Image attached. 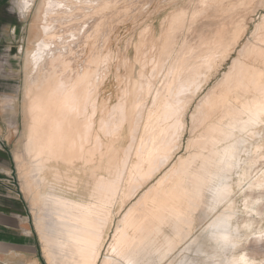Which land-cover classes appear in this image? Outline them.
<instances>
[{
  "label": "rangeland",
  "instance_id": "obj_1",
  "mask_svg": "<svg viewBox=\"0 0 264 264\" xmlns=\"http://www.w3.org/2000/svg\"><path fill=\"white\" fill-rule=\"evenodd\" d=\"M34 1L27 9L25 18L21 19L17 0H0V122L5 127V133L0 139H7L6 146L13 157L14 172L9 177L13 188L26 200L33 227H36V219L41 217L35 198L56 194L65 197V200L72 198L93 202L96 199L102 202L98 205L100 209L97 206L95 210L98 214L95 218H99L104 225L100 233L103 237L102 244L98 248L88 244L89 248H93H86V251L90 250L89 253L94 252L93 255L100 250V259L96 264H102L109 254L120 220L127 211L137 208V214L134 215L136 218L133 220L137 229L133 231L132 246L144 252L146 247H152L156 239L155 230L163 221V216L144 213L149 205L151 208L153 194V202L160 200V197H166L165 200L170 196L174 197L172 194L177 192L176 187L180 189L178 177L182 175L181 169H186L188 165V171L183 172L191 173L185 177V183L189 181L187 185H190L192 178H195L192 177V170H196L200 162H184L185 158L190 153L201 151L199 148L210 146L213 140L211 135L216 130L213 127L220 120L222 123L236 114L237 108L246 105L252 96L246 95L227 104L222 103L219 98L222 90L232 84L234 86L238 77L247 72L248 68L258 74L264 70V0H93L89 7L85 5L90 10L89 15L88 9L79 8L78 3L74 5V13H68L64 20L62 17L66 14H58V17L55 12L56 16L49 14L55 11L53 1L49 5H43L44 0ZM59 15L62 16V29L59 26ZM45 18L50 20L49 23ZM63 23L66 27H63ZM80 23L89 24H82L85 26L83 29ZM54 25L59 26L62 31L59 32ZM67 25L71 32L63 30L68 29ZM47 27L57 31V34L50 30L52 34L45 39L47 43L44 44L39 36ZM78 29H82L83 34ZM255 30L257 34L254 33ZM79 33L82 35L79 36ZM69 34H72L71 38ZM61 36L64 39L61 44L65 54L62 53L57 66H48L49 58L41 60L39 51L42 46L50 47L49 45L57 43V39L62 42ZM51 37L57 39L52 38L50 41ZM66 48L69 49L68 52ZM33 56L34 70L28 63V57ZM252 66L256 69L251 68ZM48 67L67 70H63L65 75L74 76L72 79L69 77L72 81L64 76L66 84L62 86L61 94L74 124H80V131L72 136L62 129L58 121L49 123L47 127L53 135L52 146L57 152H63L64 161L53 158L45 165L34 159L27 150L25 92L26 87L35 80L34 77L39 76L40 84L45 82ZM41 69H44L42 73ZM63 71L58 74L63 76ZM182 79L187 82L184 83ZM243 81L241 80V84ZM261 85L257 89L258 94L259 91L260 94L264 91L260 89L264 88ZM180 86L186 87L183 90ZM232 90L231 94L235 97L242 95H239V87H232ZM184 94L181 104L176 103ZM174 103L176 107L172 106ZM168 126L172 127L174 135H171ZM262 134L264 135V129ZM155 137H158L157 141H154ZM258 141L260 139L257 137L252 142ZM223 142L220 141V144ZM262 143L264 144V139ZM150 146L161 151L158 157L161 156L163 162L155 161L149 167L144 162V156ZM241 158L245 159L244 154ZM180 161H183L181 166ZM187 162L188 164H184ZM114 165V172L111 173L108 168ZM262 171L264 160L252 167L249 180H243L242 185L246 186ZM237 181L238 178L234 182V200L237 210L242 214L246 204V189L241 191ZM222 210V206L212 209L201 222L184 218L177 224V241L166 258L160 260L154 257L150 264H174L187 255L194 257V251L202 248L208 239L206 227L214 215ZM140 216L147 219L143 222ZM239 220L242 224L248 219L243 215ZM254 221V229L257 227L258 230L259 226L264 231V220ZM36 240L41 264H48L38 233ZM245 248L256 260L264 259V242L257 243L252 239ZM92 260H89L91 264Z\"/></svg>",
  "mask_w": 264,
  "mask_h": 264
},
{
  "label": "bare ground",
  "instance_id": "obj_2",
  "mask_svg": "<svg viewBox=\"0 0 264 264\" xmlns=\"http://www.w3.org/2000/svg\"><path fill=\"white\" fill-rule=\"evenodd\" d=\"M51 1H53V8H55V11L53 10L52 12L51 11L52 9H51L50 10L51 12H49V14L56 13L57 17H58V14H61L62 16L63 14H66L63 17L61 16L63 20L65 19L64 17L68 15V13L71 15V12H73L74 10L73 8H75L74 5L78 3L80 5L79 8L86 9V10L88 9L87 12L89 15L90 10L89 8H85V5L86 7L87 5L89 7V4L90 3L93 4L94 2L93 0H44L43 5L46 3H48L49 5ZM99 1L104 2L103 0H96L95 2H99ZM34 2H35L34 0H17V9L19 12L18 14L20 15L21 19L25 18L27 9L31 7ZM49 9H50V6H49ZM45 12L48 14L47 11ZM46 16L49 17V15H46ZM78 16L79 14L76 17ZM61 17H60V20L58 18V21L60 23L57 22L56 20V23H59V26L62 22ZM67 17H66V21H67ZM47 19L45 18V20ZM68 19L71 20L70 18ZM87 20H89V18ZM49 21L50 20L48 19V23ZM262 21H264L263 18H262ZM53 23L55 24V22ZM70 23L72 24L73 22H70ZM262 23H263V26L262 25L261 26L264 27V22ZM82 24L88 25L89 23H80V25ZM260 24H257V25H260ZM64 26L66 27V25L63 23V27ZM55 27L58 28L57 26ZM60 27L62 29V26ZM69 27L70 26H68V29L63 28V30L68 31L70 29ZM84 27L83 29H85ZM52 28L54 29L53 26ZM86 28H88V26ZM53 29H51L50 27H47L46 29L47 31L42 30L40 32L39 38L42 42H44V44L47 43L45 39H47L52 34V32H54ZM61 29H59L60 31L59 30L58 31L61 32L62 31ZM88 29L91 30V28H88ZM50 30H52V32H50ZM78 30L80 31V29ZM69 31L71 32V30ZM81 31L83 32L82 29ZM258 31L260 32V30ZM55 32L54 34H57ZM254 33L257 34L258 32L255 30ZM254 33L252 36H254ZM69 35L71 38L72 34H69ZM81 35L79 33V36ZM74 36H76V34ZM258 36H260V34ZM55 37L54 38L51 37L50 41H52V38L55 39ZM61 39H63L62 36H61ZM57 40H56L57 43L54 44L52 42L54 45L51 44L52 46L49 45L50 47L42 46L41 48L39 46L41 50L39 51L40 54L38 55L41 57V60L49 58L48 59L49 63L46 61L48 66L55 67L56 63L60 59H62L61 58L62 53L65 54L64 46H62L63 44H61L64 42V39L62 42L57 41ZM65 40H66V37H65ZM248 41H247V44H248ZM74 43H77V42H74ZM251 43H249V45ZM71 46L75 47L74 44H71ZM68 51L69 49H67V52ZM35 55H36V52H35ZM28 59H29L28 63L32 65V68L34 70V67H35V66L33 67L34 56L28 57ZM34 65L36 64L34 63ZM242 65H246V63L245 64L242 63ZM246 66H244V68ZM52 67H48L49 68L48 74L44 76L45 78L42 77L45 79V82H42V84H40L39 79H38L39 76L37 75L38 76L37 78L34 77L35 80L31 79L34 81L33 82L30 81L31 84H29L26 87V92H25V98H26L25 101L27 102L25 115L27 116V119H28V122H27V130H28L27 150H28V153L32 155L34 159H38L40 160V162L42 161L43 163H45V165H47V162H49L53 158H57V159L59 158L60 160L64 161L63 152H60V150L57 152L52 146L53 145V140H52L53 135L49 132L50 129L47 127L49 123L58 121V123L61 124L62 129L65 130L66 133L72 136H75L80 131L79 130L80 124L78 125L74 124V121L70 116V111L66 107L63 94H61L62 86L66 84L65 77L68 79V81H72L71 79L74 76L70 77V74L65 75L64 71H67V70L63 69L64 71L63 70L60 71L59 69L56 70L55 68H52ZM63 67H66V65L64 66L63 64ZM251 68H254V67L252 66ZM39 69L40 67L37 68V70ZM37 70H35V72H39ZM43 70L41 71V73L43 72ZM62 71H63V76L58 74ZM248 71H249V68L247 72L241 74L240 77H238L237 79L238 84L236 83L234 86H232L233 85L232 84L229 87L224 88L222 92L220 91L221 94L219 92L216 95L218 96L220 94L221 96L219 98H221L222 99L221 102L225 104L233 103L235 102V100L237 101L240 97L242 98L246 95L248 96L252 95V96L249 97V101H247V104L237 108L238 112L234 114L233 116L229 117L227 121L224 120L221 123V120H220V122H218V125H215L216 122L213 125L211 124L212 126L215 125L213 128H215L216 130L214 131V134L211 135L213 139L211 140L212 142L209 140L211 142L210 146L204 149H202L203 147L199 148L201 149V151H198L195 154L190 153L188 157L185 158L184 162L186 161H190V162L199 161L200 162L198 164L197 169L194 171L192 170L193 175H194V176L192 175V177H195L194 180L192 178V180L190 181V185H187V183L189 182V181L187 182V180H186L187 183H185L186 175L188 177V175H190L191 173L189 174L188 172H183V171L184 170L188 171L186 169H188V166L190 165H188L186 169H181V171L183 170L182 173L178 171L179 169L177 167L176 168L178 169L177 171L179 172V174L181 173L182 175L181 176L179 175L178 177L179 183H180V185L178 186L180 189L176 187L177 189V192L175 193L176 196L173 193L172 195H174V197L170 196L168 200H165L166 197H164V199L160 197L162 200L161 199L156 200L155 202H153L154 194L152 198L150 197L152 199L150 200V203H152L151 208H149L150 207L149 205L148 209H146L144 213L148 212L150 215L153 214L157 216H163V221L161 222L160 226L155 230L156 239L153 241L152 247H146L144 252H142L143 250L138 251L132 246L133 245V242H132L133 231L137 229V226L133 224V220L136 218V216L134 217V215L137 214V211H138L137 208L136 209L133 208L127 211V213L120 220L119 225L116 228L114 235H113V240L110 245L109 254L103 260L102 264H150V262L153 260L154 257L160 260H164L167 254L169 253V250L172 248L173 244L177 241V236H178V234L176 233L177 224L183 221L184 218H186V220L191 219V220L201 222V220L204 217H206L212 209L214 210L216 209V207H219V206H222L223 210L220 211V213L214 215L213 220L206 227L205 232L207 234L208 239L203 244L202 248H200L198 251H194V254H195L194 257L192 255L191 257H188L187 255L174 264H264V259L261 261L256 260V258L251 257L249 255L248 250L245 248L246 244L252 239H254V241L257 243L264 242V231L261 230L259 226H258V230H257V227H255L256 229H254V226L256 224L254 220L256 219H259L260 221L264 220V171L258 173L256 178L250 180L246 186L242 185L243 180L245 181L249 180L248 176H249V173L252 167L256 165L258 162H260L261 160H264V144L262 143V140L264 139V135L262 134L263 129H264V91L262 92V94H260L261 91H259V94L256 93L258 87L261 84L264 87V70L259 71V74L256 71L252 72L253 69L252 71H249V72ZM240 72H242L241 69H240ZM33 76H36V75H33ZM184 79L186 78L184 77ZM241 80L242 81L244 80L243 81L244 83L247 81V83L245 84L242 83L243 84L242 85ZM252 81L254 82L253 83L254 86L251 85ZM185 82L187 81H184V83ZM181 87L183 86H180V88ZM185 87H183V90ZM232 87L233 88L239 87L240 88V90H238V92L240 91L239 95L241 94L242 95L241 96L238 95L239 97L237 96L235 97V95H232L231 94V92L233 91ZM260 89H264V88H260ZM184 98H185V94L182 95L179 98V100L177 99L178 101L176 103L178 102L180 103ZM212 98H216V97H212ZM166 105H168V102ZM174 105L175 103L172 104V106ZM209 106L211 107V104ZM174 107H172V110ZM169 110H167V112ZM226 110L224 111L225 113H226ZM177 113H178V110H177ZM163 115H164V112H163ZM168 115H171V114H168ZM158 124L160 123L158 122ZM164 128L162 129L165 130ZM171 128H170V131H171ZM119 130L117 129V131ZM159 134L161 135L160 132ZM115 135L117 136V132ZM171 135H174L173 131H171ZM257 137L260 139V142L259 141L256 143L252 142ZM156 138L158 137H155L154 141H157ZM222 140L224 142L220 144V141L222 142ZM151 143L153 145L154 142L152 141ZM159 151L160 150L156 149V147L151 148L150 146V149L146 151L145 156H144V162L147 164V166L151 165V163L155 161H157L158 163H160V161L163 162L161 159V156L158 157V154L161 152ZM242 154H244L245 159L241 158ZM181 163L182 164L178 163L180 164L179 166L183 165V161ZM114 164H116L115 161H114ZM184 164H188V162ZM45 165L43 166L45 167ZM114 167L115 165L111 168L109 167L108 170L111 173H113ZM142 168H143V165H142ZM235 175L238 178L237 182L241 188V191H244L246 189L244 192V198H245L246 204H245V210L244 212H242V214L248 220H246L242 224H240L239 219H240V216L242 217L243 215L241 214L240 211L237 210L235 206V200H234L236 196L235 195L236 189L234 187V182H236V179H237V178L235 179ZM108 183H109V180H108ZM108 183L105 182V184H108ZM160 184L158 185L161 186ZM28 185L30 186L29 182H28ZM111 185L112 184H110V186ZM110 186H109V189H110ZM160 193L161 192H159V194ZM255 194H257V196H255ZM35 199H36V204L39 205V208L41 211V217L36 219L35 228L38 233V236L40 237L41 242L43 243L44 257L46 259V262L48 264H89L90 263L89 260L94 259L92 260V262L93 264H96L97 261L100 259V255H101L100 250L97 249L98 251H95L96 253L93 255L94 252L92 254L89 253V251L93 247L89 248L88 244L91 246H95L96 248H98L97 246H101L102 244L103 237L102 235H100V233L104 225H103V222H100L98 220L99 218L98 219L95 218L98 215L97 211L95 210H97L96 209L97 206L102 202L97 201L96 199L93 202H84L82 201V199H72V198H67L65 200V197H62L56 194H51L48 196H41L40 198H35ZM103 208H104V205H103ZM99 209L100 207L98 208V210ZM95 212L96 214H94ZM137 218H138L137 220H139V217ZM143 218L144 217H141L140 220ZM145 219H143L142 221L144 222ZM87 247L90 249L89 251H86ZM95 247H94V250L96 249ZM205 248H207V250ZM146 258H149V259L146 260Z\"/></svg>",
  "mask_w": 264,
  "mask_h": 264
},
{
  "label": "crops",
  "instance_id": "obj_3",
  "mask_svg": "<svg viewBox=\"0 0 264 264\" xmlns=\"http://www.w3.org/2000/svg\"><path fill=\"white\" fill-rule=\"evenodd\" d=\"M5 127L0 122V136ZM3 139V138H2ZM0 143V264H41L37 231L31 224L26 200L13 188V157L6 142Z\"/></svg>",
  "mask_w": 264,
  "mask_h": 264
},
{
  "label": "built area",
  "instance_id": "obj_4",
  "mask_svg": "<svg viewBox=\"0 0 264 264\" xmlns=\"http://www.w3.org/2000/svg\"><path fill=\"white\" fill-rule=\"evenodd\" d=\"M0 141H1V139H0Z\"/></svg>",
  "mask_w": 264,
  "mask_h": 264
}]
</instances>
